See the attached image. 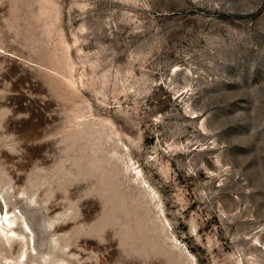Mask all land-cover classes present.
Masks as SVG:
<instances>
[{"label":"rangeland","instance_id":"374dc122","mask_svg":"<svg viewBox=\"0 0 264 264\" xmlns=\"http://www.w3.org/2000/svg\"><path fill=\"white\" fill-rule=\"evenodd\" d=\"M0 264H264V0H0Z\"/></svg>","mask_w":264,"mask_h":264},{"label":"bare ground","instance_id":"6f19581e","mask_svg":"<svg viewBox=\"0 0 264 264\" xmlns=\"http://www.w3.org/2000/svg\"><path fill=\"white\" fill-rule=\"evenodd\" d=\"M3 220L6 222L8 219H7V216H5L4 218H3Z\"/></svg>","mask_w":264,"mask_h":264}]
</instances>
